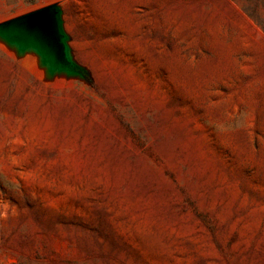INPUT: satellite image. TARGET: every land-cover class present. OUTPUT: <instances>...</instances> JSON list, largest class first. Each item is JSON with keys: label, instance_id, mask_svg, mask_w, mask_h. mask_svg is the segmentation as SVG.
<instances>
[{"label": "rangeland", "instance_id": "rangeland-1", "mask_svg": "<svg viewBox=\"0 0 264 264\" xmlns=\"http://www.w3.org/2000/svg\"><path fill=\"white\" fill-rule=\"evenodd\" d=\"M53 2L85 75L0 37V264H264V10L0 0V22Z\"/></svg>", "mask_w": 264, "mask_h": 264}, {"label": "water", "instance_id": "water-1", "mask_svg": "<svg viewBox=\"0 0 264 264\" xmlns=\"http://www.w3.org/2000/svg\"><path fill=\"white\" fill-rule=\"evenodd\" d=\"M0 37L20 53L35 51L50 75H85L72 54L62 10L56 2L1 21Z\"/></svg>", "mask_w": 264, "mask_h": 264}, {"label": "crops", "instance_id": "crops-1", "mask_svg": "<svg viewBox=\"0 0 264 264\" xmlns=\"http://www.w3.org/2000/svg\"><path fill=\"white\" fill-rule=\"evenodd\" d=\"M212 2H228L232 3H245L246 0H86L88 8L92 9H132V8H196L195 3H212ZM162 3H168L173 5H157ZM256 3V9L264 10V0H253ZM122 4V5H116ZM133 4H149L146 6L133 5ZM187 4V5H179ZM206 6H203V8ZM200 8V7H198Z\"/></svg>", "mask_w": 264, "mask_h": 264}, {"label": "bare ground", "instance_id": "bare-ground-1", "mask_svg": "<svg viewBox=\"0 0 264 264\" xmlns=\"http://www.w3.org/2000/svg\"><path fill=\"white\" fill-rule=\"evenodd\" d=\"M112 36V35H111Z\"/></svg>", "mask_w": 264, "mask_h": 264}]
</instances>
